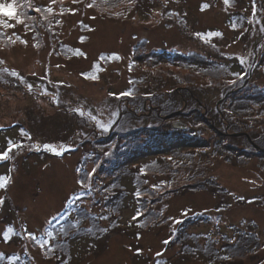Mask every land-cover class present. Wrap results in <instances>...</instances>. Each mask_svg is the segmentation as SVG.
<instances>
[{"label": "rangeland", "instance_id": "374dc122", "mask_svg": "<svg viewBox=\"0 0 264 264\" xmlns=\"http://www.w3.org/2000/svg\"><path fill=\"white\" fill-rule=\"evenodd\" d=\"M16 2L0 264H264V0Z\"/></svg>", "mask_w": 264, "mask_h": 264}, {"label": "snow or ice", "instance_id": "6c2138e0", "mask_svg": "<svg viewBox=\"0 0 264 264\" xmlns=\"http://www.w3.org/2000/svg\"><path fill=\"white\" fill-rule=\"evenodd\" d=\"M52 2L54 3L55 0H52ZM230 2V0H225V3L228 4ZM18 4L16 2V0H11V2L9 3H5L3 2V0H0V17H7L9 19H14L16 20L18 23H24V17L23 14L20 13L18 11ZM204 8L209 7L208 5H204ZM34 11L39 13L41 12V8L36 7L34 8ZM47 12L51 13L54 11V9H52L51 7L46 9ZM59 23V21H58ZM15 27L14 24H11L8 22V20L5 19H0V28H12ZM4 33L2 31H0V36H3ZM197 36H219L222 35V33L219 32H208L206 34L204 33H196ZM9 41L12 40L11 37H8ZM14 42V41H13ZM24 43H27L26 41H23ZM244 60L243 58H241V63H243ZM13 75H17V73L13 72ZM234 75L236 76H240L239 73H234ZM29 88H31V85L29 86ZM46 92V89H45ZM115 95V94H112ZM121 95H131L130 92H126V93H122ZM58 102V101H57ZM77 111L80 112L81 115H83V110L81 109H77ZM113 115H118V113H113ZM93 119H95L97 121V126L102 130V131H107L110 127L111 124L114 123V121H110V122H105L103 120L98 119L97 117H92ZM23 132V130H21ZM25 135H27V133H25ZM22 144H17L14 143L11 139L8 140V147L6 150H2L0 151V160H7L10 158L13 149H19L20 147H22ZM44 147L51 152H55L57 155H63V151L62 150H58L57 147L48 144V145H44ZM94 174V170L93 173H89V175ZM11 182V177L8 175H3L0 176V189L2 188H6L7 185ZM80 184H83V181H79ZM136 195H139V192L136 193ZM4 203V198H0V205H3ZM142 215V214H140ZM135 218V217H134ZM53 219H55V217H53ZM51 221H49L50 223ZM177 223H179V221H177ZM13 229L9 228L8 232H12ZM27 237L29 239L34 240L35 242H37L41 247H50L49 244V238L53 236V233L51 231H48L47 233H44L43 235H36L35 233H26ZM165 244L169 243V241H164ZM139 251V250H138ZM159 255V253H158Z\"/></svg>", "mask_w": 264, "mask_h": 264}, {"label": "trees", "instance_id": "16d2710c", "mask_svg": "<svg viewBox=\"0 0 264 264\" xmlns=\"http://www.w3.org/2000/svg\"><path fill=\"white\" fill-rule=\"evenodd\" d=\"M175 53V52H174ZM177 54H183L182 52H177ZM246 137H247V139H250L251 141H250V143L252 144V145H254L255 144V142L251 139V136L249 135V133L248 132H246ZM253 141V142H252ZM259 143H260V140L258 141ZM95 145H96V142L94 143ZM256 146H257V144H255ZM262 149V148H261ZM259 152H262L263 150H258ZM92 154H93V152H92ZM95 154V153H94ZM55 155V154H54ZM99 153L97 152V154L95 155L96 156V160H95V164H97V161H98V159H99ZM55 156H58V157H63L64 156V154L63 155H55ZM90 157H91V155H89ZM88 155H86V156H84V157H82L81 158V163L83 162V163H85L87 160H88V157H89ZM83 158H85V160L83 161ZM185 189H187V187H184V190ZM67 212H68V210H66L64 213H65V215H67ZM64 216L63 215H59V220H62V218H63ZM50 223H53L52 221L50 222ZM48 224V225H46L45 227H47L46 229H44V231L42 230V229H40V230H37V232H40V234H38V235H43L44 233H47L48 231H52L53 229H55V227H54V224ZM60 222H57V224H59ZM44 227V228H45ZM49 228V229H48ZM32 233H34V232H32ZM52 233H54V232H52ZM52 238H53V236L52 237H50L49 238V244H50V247H52L51 246V242H52ZM31 242H32V246H35L36 248H42V249H47L46 247H41L37 242H35L34 240H32V239H29ZM50 247H48V248H50Z\"/></svg>", "mask_w": 264, "mask_h": 264}, {"label": "bare ground", "instance_id": "6f19581e", "mask_svg": "<svg viewBox=\"0 0 264 264\" xmlns=\"http://www.w3.org/2000/svg\"><path fill=\"white\" fill-rule=\"evenodd\" d=\"M34 65H35V63H34ZM32 66H33V63H31L30 65L27 64V67H32Z\"/></svg>", "mask_w": 264, "mask_h": 264}]
</instances>
